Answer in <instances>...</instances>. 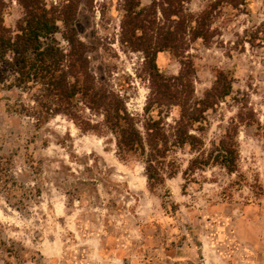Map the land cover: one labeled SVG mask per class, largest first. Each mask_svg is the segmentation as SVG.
<instances>
[{
    "label": "rangeland",
    "instance_id": "1",
    "mask_svg": "<svg viewBox=\"0 0 264 264\" xmlns=\"http://www.w3.org/2000/svg\"><path fill=\"white\" fill-rule=\"evenodd\" d=\"M77 0H46L49 6ZM212 0H188L192 14ZM152 0H143L149 6ZM6 22L22 17L11 0ZM122 0H81L75 27L89 48L92 74L142 115L150 92L144 55L121 44ZM264 24V0L222 10L215 38L194 42L195 96L203 98L219 72L233 92L209 114L206 148L239 113L237 173L221 166L182 173L151 191L144 165L122 161L114 137L83 132L65 116L42 127L19 114L17 93L0 91V264H264V47L248 34ZM65 26L55 39L67 48ZM158 66L177 76L180 59L165 52ZM179 109H172L171 119ZM96 121L101 118H95ZM181 171L192 158L177 154ZM185 186V188H184Z\"/></svg>",
    "mask_w": 264,
    "mask_h": 264
},
{
    "label": "trees",
    "instance_id": "2",
    "mask_svg": "<svg viewBox=\"0 0 264 264\" xmlns=\"http://www.w3.org/2000/svg\"><path fill=\"white\" fill-rule=\"evenodd\" d=\"M122 1L121 44L142 53L149 70L150 92L142 115L131 113L125 98L92 74L89 48L75 27L81 0L59 6H49L46 0H15L23 15L14 28L6 22L11 0H0V91L17 93L15 111L34 119L39 128L65 116L83 132L112 135L120 160L144 165L151 191L181 173L191 183L197 171L212 166L237 173L239 126L251 124V116L239 113L206 148L209 114L232 95L233 80L230 72H219L212 88L197 98V70L189 51L194 42L212 43L222 10L239 11L250 0H212L199 14L188 11V0H152L149 6L143 0ZM59 23L65 26L67 48L55 39ZM247 39L264 47V24ZM165 52L180 59L177 76H167L159 68L158 56ZM174 108L178 116L169 122ZM179 152L192 156L184 171ZM1 183L6 181L0 175V187Z\"/></svg>",
    "mask_w": 264,
    "mask_h": 264
}]
</instances>
